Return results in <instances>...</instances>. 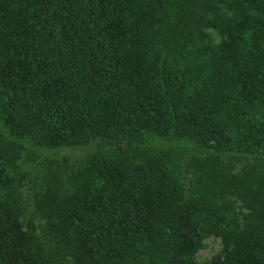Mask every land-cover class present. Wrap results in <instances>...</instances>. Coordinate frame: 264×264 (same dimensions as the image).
I'll use <instances>...</instances> for the list:
<instances>
[{
	"label": "trees",
	"instance_id": "16d2710c",
	"mask_svg": "<svg viewBox=\"0 0 264 264\" xmlns=\"http://www.w3.org/2000/svg\"><path fill=\"white\" fill-rule=\"evenodd\" d=\"M0 264H264V0H0Z\"/></svg>",
	"mask_w": 264,
	"mask_h": 264
},
{
	"label": "rangeland",
	"instance_id": "374dc122",
	"mask_svg": "<svg viewBox=\"0 0 264 264\" xmlns=\"http://www.w3.org/2000/svg\"><path fill=\"white\" fill-rule=\"evenodd\" d=\"M42 156H51L54 157H63V156H70L74 157L78 154V152L73 153L69 150H60V151H55L54 153L51 151H41ZM221 249L220 246V240L215 237H210L207 238L204 241V246L201 250L198 251L196 258L199 261H206L211 259L214 255H217Z\"/></svg>",
	"mask_w": 264,
	"mask_h": 264
}]
</instances>
